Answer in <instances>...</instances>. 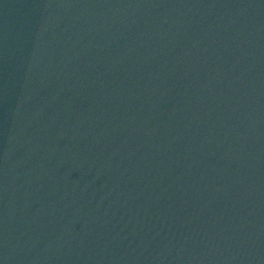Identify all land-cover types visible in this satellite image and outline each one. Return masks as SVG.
Segmentation results:
<instances>
[{
  "label": "water",
  "instance_id": "95a60500",
  "mask_svg": "<svg viewBox=\"0 0 264 264\" xmlns=\"http://www.w3.org/2000/svg\"><path fill=\"white\" fill-rule=\"evenodd\" d=\"M0 264H264V0H0Z\"/></svg>",
  "mask_w": 264,
  "mask_h": 264
}]
</instances>
